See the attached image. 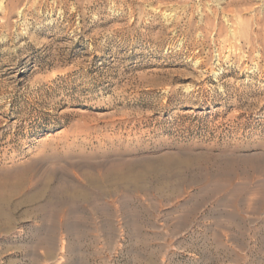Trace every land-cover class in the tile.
I'll list each match as a JSON object with an SVG mask.
<instances>
[{
    "label": "rangeland",
    "instance_id": "1",
    "mask_svg": "<svg viewBox=\"0 0 264 264\" xmlns=\"http://www.w3.org/2000/svg\"><path fill=\"white\" fill-rule=\"evenodd\" d=\"M6 180L0 264H264V0H0Z\"/></svg>",
    "mask_w": 264,
    "mask_h": 264
},
{
    "label": "bare ground",
    "instance_id": "2",
    "mask_svg": "<svg viewBox=\"0 0 264 264\" xmlns=\"http://www.w3.org/2000/svg\"><path fill=\"white\" fill-rule=\"evenodd\" d=\"M4 183H5V184H4ZM4 183H3L2 181H0V190H1L4 186L9 185V181H8V180L4 181Z\"/></svg>",
    "mask_w": 264,
    "mask_h": 264
}]
</instances>
